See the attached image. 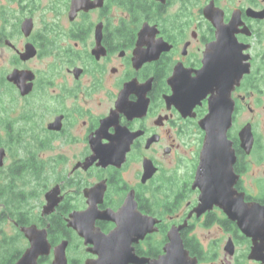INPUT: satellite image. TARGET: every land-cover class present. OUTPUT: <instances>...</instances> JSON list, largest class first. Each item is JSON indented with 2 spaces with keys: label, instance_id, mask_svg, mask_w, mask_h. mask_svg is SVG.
<instances>
[{
  "label": "flooded vegetation",
  "instance_id": "af4514ba",
  "mask_svg": "<svg viewBox=\"0 0 264 264\" xmlns=\"http://www.w3.org/2000/svg\"><path fill=\"white\" fill-rule=\"evenodd\" d=\"M224 96L232 174L197 213L199 121ZM1 140L0 182L16 190L0 200V264L31 247L33 226L50 244L37 264L64 240L67 264L95 262L66 218L126 203L147 218L130 248L121 239L127 264H264V0H0Z\"/></svg>",
  "mask_w": 264,
  "mask_h": 264
},
{
  "label": "water",
  "instance_id": "95a60500",
  "mask_svg": "<svg viewBox=\"0 0 264 264\" xmlns=\"http://www.w3.org/2000/svg\"><path fill=\"white\" fill-rule=\"evenodd\" d=\"M21 73V72H20ZM31 79L26 72L19 74L13 72L9 77L10 80L19 82ZM22 87V86H21ZM174 95L173 100L182 105L181 109L186 108L187 104V85H175L173 87ZM26 91L23 88L22 93ZM228 96L224 98H213L209 102V113L199 121V126L205 130L204 148L200 154V162L198 165L196 178L193 187H198L201 190L200 203L196 209L197 213L205 211L213 204H218L222 198H225L227 193L219 192L217 189L218 184H228L232 174V163L234 161L233 151L230 146V141L227 139L226 131L230 125V111L228 106ZM191 100L190 109L192 106L199 102ZM4 150L0 149V165L3 164ZM208 172V181H213L214 184L206 188L201 185L202 182V169ZM211 171L213 174H211ZM50 200V198H48ZM48 211L51 209L52 204H48ZM243 204H240L239 212H243ZM130 206L127 203L121 208L118 213L108 214L94 212L93 208H89L87 212L80 214L71 213L66 218L68 227L75 230L76 234L84 239L85 244H92L93 248L90 251L98 254V259L95 262L86 261L85 264H127L130 257V251L127 253L124 247L126 243L129 246L130 239L133 237H141L144 228L139 225L146 221V217L142 216L139 212L129 210ZM96 210V209H95ZM251 211L252 208L250 209ZM97 211V210H96ZM257 212V211H256ZM232 213H228L231 215ZM107 215V216H106ZM95 218H108L117 223V227L108 235L101 232L98 228L94 227ZM23 232L31 239V247L28 248L22 256L14 264H37L36 260L39 255L48 254L50 244L46 239L45 231H36L35 227L23 228ZM245 231V230H244ZM133 232V234H132ZM130 236L126 243L121 244V239ZM117 239V240H116ZM67 241L64 240L60 245L55 247V258L52 264H67L66 258ZM166 262L162 261L161 264Z\"/></svg>",
  "mask_w": 264,
  "mask_h": 264
},
{
  "label": "trees",
  "instance_id": "16d2710c",
  "mask_svg": "<svg viewBox=\"0 0 264 264\" xmlns=\"http://www.w3.org/2000/svg\"><path fill=\"white\" fill-rule=\"evenodd\" d=\"M1 143L4 142L3 140L0 141ZM13 190H16V185L8 179L1 180L0 182V200L8 201L9 197L13 194ZM66 230V229H65ZM3 261H1L2 263ZM3 264H7L4 262Z\"/></svg>",
  "mask_w": 264,
  "mask_h": 264
},
{
  "label": "rangeland",
  "instance_id": "374dc122",
  "mask_svg": "<svg viewBox=\"0 0 264 264\" xmlns=\"http://www.w3.org/2000/svg\"><path fill=\"white\" fill-rule=\"evenodd\" d=\"M6 99V98H5ZM6 103V106H7V102H5ZM3 139H5V138H3ZM10 162V158H7L6 160H5V163L6 164H8ZM186 175L187 174V163L185 162V164L183 165V168L181 169V172H180V176L182 177V175ZM71 250H74L75 251V253H78V252H80V251H78L77 249H71ZM72 252V251H71Z\"/></svg>",
  "mask_w": 264,
  "mask_h": 264
}]
</instances>
